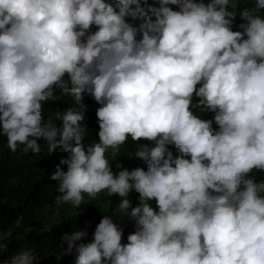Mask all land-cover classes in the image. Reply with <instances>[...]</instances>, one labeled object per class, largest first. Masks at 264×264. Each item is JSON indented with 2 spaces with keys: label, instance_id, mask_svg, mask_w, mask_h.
<instances>
[{
  "label": "clouds",
  "instance_id": "clouds-1",
  "mask_svg": "<svg viewBox=\"0 0 264 264\" xmlns=\"http://www.w3.org/2000/svg\"><path fill=\"white\" fill-rule=\"evenodd\" d=\"M157 3L0 0V135L12 151L39 153L42 140L69 153L51 176L57 205L123 198L127 243L103 215L90 243H76L85 231L61 237L75 264H264V180L250 176L264 171V0L241 12L242 31L232 30L237 0ZM68 96L78 107L45 119L43 104ZM97 103L99 142L85 150V107ZM129 137L152 142L132 154L147 170L114 173L106 153ZM39 261L21 248L5 264Z\"/></svg>",
  "mask_w": 264,
  "mask_h": 264
},
{
  "label": "trees",
  "instance_id": "trees-1",
  "mask_svg": "<svg viewBox=\"0 0 264 264\" xmlns=\"http://www.w3.org/2000/svg\"><path fill=\"white\" fill-rule=\"evenodd\" d=\"M205 4L209 0H203ZM255 0H237L235 20L233 22V31H242L239 28L241 23V12L247 7L254 6ZM142 4L147 11V5L159 6L157 0H147ZM173 10H178V6L169 5ZM149 15L151 13L149 12ZM154 19V17H153ZM143 20H137L135 25H139ZM96 26L92 27V31ZM139 38V37H138ZM199 87V85L197 86ZM56 95H62L59 89H56ZM68 98V99H67ZM62 97L56 103L48 101L43 104V116L45 119L57 111H66L69 107H78L74 98L68 96ZM195 103V97L193 98ZM84 105V104H83ZM65 107V108H64ZM100 105L94 104L91 109L85 107V121L83 122L87 134L82 143L85 150L90 143L99 142V123L96 115L97 108ZM59 108H64L63 110ZM194 114L201 116L202 119L211 120L214 113L201 112L193 109ZM59 127L61 122L56 121ZM213 128L218 126L213 120ZM40 152L33 153L31 150L25 151L24 145L18 144L16 151L8 147L7 137L0 135V233L11 231L12 235L6 240L0 241V244L7 245L5 249H0V264H5L21 248H32L40 258L39 264H75L77 253L73 249L72 253H67V244L61 248V237L65 233L72 231H85L87 235L77 244L90 243L96 226L100 223L102 216L107 215L114 219V223L123 228L122 244L127 243V236L134 232L135 225L131 217L118 210V205L122 197L118 194L109 196L107 191L97 194L95 198L84 194V200L79 208H74L71 204L57 205L55 197L60 195L56 192L58 182L51 179L62 158H67L69 153L56 150L50 153L44 141H38ZM73 145L75 142H72ZM151 141L143 140L133 142L131 137L125 144L119 146V150L113 155L111 150L106 153L109 163L115 173L117 164L121 165V170H128L137 167L147 170L144 161L136 158L134 154L141 144L151 145ZM174 156L178 155L176 149L170 146ZM67 171V165H60ZM250 176L257 182L264 180V171L253 170ZM131 206L139 204V196L135 191H131L127 197ZM155 208V202L153 201ZM131 211V207L128 210ZM44 216L48 220H44ZM131 222V223H130Z\"/></svg>",
  "mask_w": 264,
  "mask_h": 264
},
{
  "label": "rangeland",
  "instance_id": "rangeland-1",
  "mask_svg": "<svg viewBox=\"0 0 264 264\" xmlns=\"http://www.w3.org/2000/svg\"><path fill=\"white\" fill-rule=\"evenodd\" d=\"M102 193V192H101ZM101 193H99V194H101ZM44 220H48V218L46 217V216H44ZM131 223V222H130ZM134 231H135V229H134Z\"/></svg>",
  "mask_w": 264,
  "mask_h": 264
}]
</instances>
